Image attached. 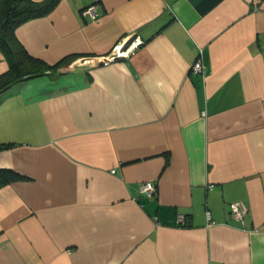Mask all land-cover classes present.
Returning <instances> with one entry per match:
<instances>
[{
  "label": "crops",
  "instance_id": "1",
  "mask_svg": "<svg viewBox=\"0 0 264 264\" xmlns=\"http://www.w3.org/2000/svg\"><path fill=\"white\" fill-rule=\"evenodd\" d=\"M15 35L76 56L0 92V264H264V0H58Z\"/></svg>",
  "mask_w": 264,
  "mask_h": 264
},
{
  "label": "trees",
  "instance_id": "2",
  "mask_svg": "<svg viewBox=\"0 0 264 264\" xmlns=\"http://www.w3.org/2000/svg\"><path fill=\"white\" fill-rule=\"evenodd\" d=\"M58 0H0V53L7 62V69L0 73V92L10 85L39 75L54 77L58 69L76 54H68L54 63L30 54L15 35L16 27L32 18L47 14ZM13 143H0V150ZM17 171L0 167V187L23 179Z\"/></svg>",
  "mask_w": 264,
  "mask_h": 264
},
{
  "label": "built area",
  "instance_id": "3",
  "mask_svg": "<svg viewBox=\"0 0 264 264\" xmlns=\"http://www.w3.org/2000/svg\"><path fill=\"white\" fill-rule=\"evenodd\" d=\"M81 14L84 17L96 18L98 17L99 12L97 11L94 5H90V6L83 8L81 10ZM121 48L122 47L119 45L114 47L112 53L108 55L105 59H103V61L117 59L119 57L124 56L125 54L129 52L128 48L124 49L123 51H121L122 50ZM201 69H202V65H201L200 60H196L192 65V71L197 73V72H201ZM140 191L144 195L151 197L155 194L156 187L154 183H152L151 181H146V182L141 183ZM229 213H230V216L233 217L235 220L239 221L240 223H243L244 222L243 218L247 213V208L242 202H239V201L230 202L229 203ZM207 216L208 218H210L209 213H207ZM185 219L186 218L183 215L177 216V221L179 223H185Z\"/></svg>",
  "mask_w": 264,
  "mask_h": 264
}]
</instances>
